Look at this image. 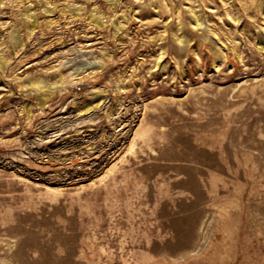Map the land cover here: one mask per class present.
Segmentation results:
<instances>
[{
	"label": "rangeland",
	"instance_id": "374dc122",
	"mask_svg": "<svg viewBox=\"0 0 264 264\" xmlns=\"http://www.w3.org/2000/svg\"><path fill=\"white\" fill-rule=\"evenodd\" d=\"M0 264H264V0H0Z\"/></svg>",
	"mask_w": 264,
	"mask_h": 264
}]
</instances>
